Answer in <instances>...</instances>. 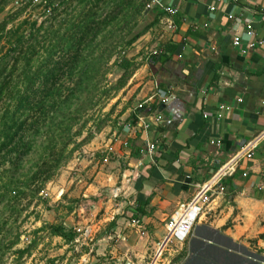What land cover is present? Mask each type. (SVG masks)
Returning a JSON list of instances; mask_svg holds the SVG:
<instances>
[{"label": "crops", "instance_id": "0c3cea01", "mask_svg": "<svg viewBox=\"0 0 264 264\" xmlns=\"http://www.w3.org/2000/svg\"><path fill=\"white\" fill-rule=\"evenodd\" d=\"M160 2L176 12L147 9L157 25L136 38L131 51L136 67L128 91L141 107L122 111L113 137L99 132L84 145L95 144L101 160L80 158V173L91 180L79 173L74 189L96 196L92 207L102 212L94 226L113 221L114 234L134 226L141 238H156L149 264H264V0ZM246 21L261 44L241 53L231 37L242 33ZM157 113L160 124L146 131L135 124V114L146 119ZM253 138L251 155L231 162L217 182L222 190L199 201L189 235L181 242L161 240L169 215L200 196ZM214 139L218 146L209 142ZM146 140L155 141L151 154Z\"/></svg>", "mask_w": 264, "mask_h": 264}, {"label": "rangeland", "instance_id": "374dc122", "mask_svg": "<svg viewBox=\"0 0 264 264\" xmlns=\"http://www.w3.org/2000/svg\"><path fill=\"white\" fill-rule=\"evenodd\" d=\"M113 1L100 0L97 3L96 18L99 17L97 19L100 23L95 27L98 30L93 40L96 45L92 47L89 56L94 57L103 51L105 55L109 52L110 58L103 69L102 82L99 79L90 90V101L80 95L72 105L80 106L81 116L78 123L83 121L84 126L80 135L74 139V150L69 159L32 196L26 189L24 194L14 199L12 192L9 191L7 194L3 184L7 181L13 183L21 181V178L29 174L34 169L32 163L37 160V154L30 153L22 162L17 161L15 165L8 161H0V264H149L158 247L157 243H153L156 238L152 236L141 238L143 236L141 231L134 226L124 228L119 238L115 237L114 231L110 228V221L101 220L94 226L96 220L101 218L99 214L102 212L101 209L94 210L92 207L96 196H82L74 189L80 173V158L85 156L101 160V153L93 148L95 144H90L89 148H84V145L93 140L99 132H102L101 138L113 137L112 128L119 127L117 122L122 111L127 106L136 105L130 96L127 83L136 67V62L131 60L134 44L133 42L126 44V41L133 33L142 31L141 35L158 21L156 15L146 14L144 4L147 0L142 3L144 10L139 13L134 8V5L138 6L139 0H123L121 7H118L119 12H116L117 8ZM47 4L48 0H0V22L5 21L6 27L15 25L22 18L41 24V30L36 36L39 42H35L39 54L42 53L43 43L40 35L43 28H48L50 32L57 29L58 33H61L62 27H58L61 19L80 11L78 0H63L62 4L53 5L54 9ZM46 7L48 11L44 10ZM109 15L116 18L108 21ZM26 27L27 25L23 26L24 29ZM51 34L52 32H48V41L55 37ZM2 43L0 42V45ZM3 49L0 47V51ZM121 57L130 61L126 70L129 73L126 81L120 88L101 91L102 87L112 86L123 73L116 63ZM101 71L102 68L97 73ZM80 174L83 175L82 172ZM82 177L85 182L91 180L87 175ZM48 224L61 225L63 231L73 234L72 238L67 240L51 234ZM83 227H91L92 239L87 241L88 245H81L75 250L77 243L73 240L74 236ZM166 233V230L161 232V240ZM108 234H111L110 238L107 237ZM90 244L92 251L89 253ZM161 251L158 255H161ZM163 253H166L165 249ZM156 264H161V261L158 260Z\"/></svg>", "mask_w": 264, "mask_h": 264}, {"label": "trees", "instance_id": "16d2710c", "mask_svg": "<svg viewBox=\"0 0 264 264\" xmlns=\"http://www.w3.org/2000/svg\"><path fill=\"white\" fill-rule=\"evenodd\" d=\"M99 1L78 0L80 11L61 19L58 27H62V32L52 30L51 35L55 37L49 41L48 32H51L43 28L41 54L35 47L41 24L26 18L11 27H6L5 21L0 22V42H3L0 47L4 48L0 51V161L15 165L30 153L37 154V160L32 163L34 169L29 174L21 181L3 184L7 194L12 192L13 199L24 194L26 189L31 196L37 192L74 150V139L80 135L84 123H78L80 106L72 105L80 95L90 101V90L99 79L102 82L103 69L110 58V53L105 55L103 51L89 56L96 45L93 42L98 31L95 27L100 23L99 17L96 18ZM122 1H113L116 12ZM62 2L48 0L51 7ZM143 2L139 0L138 6L134 5L138 13L144 10ZM115 18L109 15L107 20ZM24 25H27L26 29ZM141 32L133 33L126 44L134 42ZM159 56L153 58L157 60ZM116 63L123 73L112 86L102 87L103 92L120 88L129 75L126 72L129 59L121 57ZM101 68L102 71L97 73ZM47 227L51 234L67 240L73 236L71 232L63 231L59 224H48Z\"/></svg>", "mask_w": 264, "mask_h": 264}, {"label": "built area", "instance_id": "2783aa9c", "mask_svg": "<svg viewBox=\"0 0 264 264\" xmlns=\"http://www.w3.org/2000/svg\"><path fill=\"white\" fill-rule=\"evenodd\" d=\"M235 2L236 0H232ZM153 5L158 6L162 11H164L166 14L173 15L176 12V8L173 6L165 5L160 0H147L144 4L145 9H149ZM49 7V3L47 4ZM48 7H46L44 10L48 11ZM209 10H213L214 6L209 5ZM228 18H231V14L227 15ZM205 25V24H204ZM241 41H244L243 46L241 45ZM231 44L233 46L239 47V51L241 53H245L247 50H250L254 48L255 46L261 44L260 39H257L255 37V31L252 27L251 22L246 21L244 22V28L240 35H233L231 37ZM154 53V52H153ZM240 100V99H238ZM161 101H165V97L161 98ZM141 104L138 103L136 105V108H140ZM224 108V105L220 104L218 105V110H221ZM216 117H220V112L218 111L216 113ZM135 124L140 127L143 131H146L148 128V125L153 123L155 125H158L162 121V117L159 113L153 114L152 116H149L145 119V116H141L140 114H135ZM255 138L248 140L245 142L238 151L235 152V154L231 157L228 163H226L225 166H221L216 171V179L214 182H211L208 184L206 188L203 189L202 193L198 197L192 198L189 202H187L184 205H179V207L173 211L167 218V220L164 222L165 229L167 231L166 237L167 239H174L176 241H183L190 233L192 225L194 221L196 220V217L201 210V205L198 204L199 201L202 203L205 199H207L206 194L212 193L215 189L221 191L222 186L217 183L221 176L227 173L228 166L231 162H233L235 159L239 158L240 156L244 155L246 157H249L251 155V148L254 145ZM211 144H214L216 146L219 145V139H214L209 141ZM155 141H145L144 144V150L146 153L151 154L154 147H155ZM125 144V142H123ZM108 149H110L108 147ZM217 183V184H216ZM114 195V193L112 194ZM132 224L135 223L134 220L130 221ZM111 234H108L107 237L110 238ZM116 238L121 237L118 234H115ZM92 239L91 237V227H83L78 231V233L74 236V241L77 243V247H75V250H78V247L81 245H88L87 241H90ZM92 251V244L89 245L88 252L90 253Z\"/></svg>", "mask_w": 264, "mask_h": 264}]
</instances>
